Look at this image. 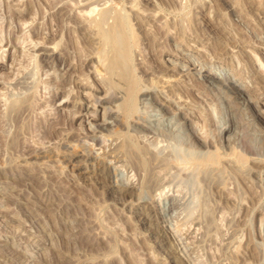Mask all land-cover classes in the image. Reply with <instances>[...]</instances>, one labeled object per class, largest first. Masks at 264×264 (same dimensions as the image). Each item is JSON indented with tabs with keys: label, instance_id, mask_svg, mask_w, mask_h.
Instances as JSON below:
<instances>
[{
	"label": "rangeland",
	"instance_id": "rangeland-1",
	"mask_svg": "<svg viewBox=\"0 0 264 264\" xmlns=\"http://www.w3.org/2000/svg\"><path fill=\"white\" fill-rule=\"evenodd\" d=\"M163 1L99 0L77 28L59 9L69 0H0V168L13 164L0 177V264H264V0H189L180 12ZM98 8L128 12L129 65L154 97L138 93L129 122L95 142L82 138L89 89L77 82L112 87L91 78ZM191 149L220 160H177Z\"/></svg>",
	"mask_w": 264,
	"mask_h": 264
},
{
	"label": "bare ground",
	"instance_id": "bare-ground-1",
	"mask_svg": "<svg viewBox=\"0 0 264 264\" xmlns=\"http://www.w3.org/2000/svg\"><path fill=\"white\" fill-rule=\"evenodd\" d=\"M46 2H49L51 4V6H55V4L57 2H59V0H45ZM82 1H84L83 3H81ZM99 1V0H97ZM96 0H69V2L64 5V4H59L60 8H65L66 6L69 5V7L67 8V10H63L62 12H67V16L70 17L74 22H75V27L77 28H84V24L82 17H85V14L83 12H92L96 9V6L98 5V2ZM107 1V0H106ZM189 0H169V1H163L161 3H158L157 8L159 10L162 9H171L172 10H179L178 12H180V9L185 10L186 7H191L190 2H192V0L190 2H188ZM198 1V0H197ZM196 0H193V2H197ZM244 3L247 6H250L251 4H254V0H243ZM61 2V0H60ZM101 2V1H100ZM99 2V3H100ZM183 2V3H182ZM218 4H220L223 8L225 9H234L236 7L237 4H234V2H230L229 0H217ZM259 2V1H258ZM264 2V1H262ZM48 3V4H49ZM107 3V2H106ZM105 4V3H103ZM133 4V3H131ZM196 4V3H195ZM240 4V3H239ZM101 5V4H99ZM111 5V4H110ZM260 5V4H259ZM8 6V5H7ZM112 6V5H111ZM132 6V5H131ZM49 7V6H48ZM101 7V6H100ZM122 7V6H121ZM198 7V4L196 5V8ZM111 8V7H110ZM123 8V7H122ZM121 8V9H122ZM57 10V9H56ZM110 10H114V9H110ZM116 10V9H115ZM128 10V9H127ZM143 10V9H142ZM187 10V9H186ZM224 10V9H223ZM235 10V9H234ZM60 12V10H58ZM107 8H98L97 10V15L98 16H94L90 19V23H92V25L95 28V34L98 36V41L101 42V46H102V51H97V53L94 56V59L90 57L94 60L91 59V67H94V74L92 80L93 81H99L102 79H105L104 81H106L107 83H109L110 86H106L107 88H104L105 86H100L97 84H88L87 82H77V86L78 88L81 87L82 90L84 91V89H89V91L86 90V93L84 94L85 96V101L83 100V98L80 99V103L79 105H85L87 107V111L85 113L80 112L78 109L75 110L73 113L76 115V113H79L78 117L81 116V120H83V117H85L87 120L89 119L90 121H88L89 123V127H87V130L85 129L84 131H82V138L85 140V137L87 136H91V139L95 142L98 141L99 139V135L98 133H101L102 130L107 129L109 127L112 126H119L120 123H122V119H124V121L129 122V118L132 116V114H135V104L137 101L136 96L138 93H140L141 95H145V97H147L146 95L149 96H153L154 94L152 93L151 88H149L148 86L145 85V87H141L138 84L139 81H137V79L139 77H135L132 74L134 67H131L129 65V62L132 61L130 60V54L131 51L134 49H132V46L134 44V40H135V36H137L136 32H134L133 30V22L132 19L129 18V14L128 12H126V10L124 12H115L113 15H110V11ZM117 11V10H116ZM119 11V10H118ZM157 10H155L156 12ZM33 12V11H32ZM44 12V11H43ZM113 12V11H112ZM57 13V12H56ZM56 13L51 14L54 18V15L56 16ZM81 13V14H80ZM190 13V12H188ZM14 17H22L25 18V14L21 13V12H14L12 11V13ZM59 14V13H58ZM82 15L81 18L78 15ZM95 14V15H96ZM60 15H62L60 13ZM98 17V18H96ZM131 17V16H130ZM154 17V16H153ZM85 18H88V16H86ZM111 18V19H110ZM56 19H58L56 17ZM69 19V18H68ZM67 19V20H68ZM19 20V19H18ZM110 20V21H109ZM157 20V19H156ZM160 20V19H159ZM55 21V20H54ZM59 21V20H58ZM70 21V20H68ZM86 21V20H85ZM19 22V21H18ZM27 21H22L21 22V26L23 23H25ZM51 22V21H50ZM158 22V21H157ZM28 23V22H27ZM55 23V22H54ZM65 23V22H64ZM69 23V22H68ZM67 23V24H68ZM29 25L31 23H28ZM52 24V22H51ZM70 24V23H69ZM89 24V23H88ZM87 24V25H88ZM72 25V23H71ZM90 25V24H89ZM88 25V27H89ZM173 25V24H172ZM58 26V25H57ZM74 26V23H73ZM23 27V26H22ZM46 27V26H45ZM180 27V26H179ZM34 28V25H33ZM92 28V29H91ZM178 28V27H177ZM35 29V28H34ZM90 29L94 31L93 27L90 26ZM147 29V28H146ZM162 29V28H161ZM170 29V28H169ZM75 30V29H74ZM33 31V30H32ZM169 31V30H168ZM50 32V31H49ZM53 32V31H52ZM76 32V31H74ZM80 33V32H78ZM91 33V32H90ZM164 33V32H163ZM48 34V33H46ZM81 34V33H80ZM86 34V33H84ZM93 34V35H95ZM170 34V33H169ZM173 34V33H172ZM49 35V34H48ZM157 35V34H156ZM54 36V35H53ZM81 36V35H80ZM29 37V36H28ZM34 37V36H33ZM86 37V36H84ZM88 37V36H87ZM20 38V37H19ZM31 38V37H29ZM90 39V37H88ZM95 38V37H94ZM1 40V39H0ZM30 40V39H28ZM34 40V39H33ZM79 40V39H78ZM3 41V39H2ZM62 41V40H61ZM88 41V40H87ZM96 41V40H95ZM18 42V41H17ZM40 42V41H37ZM42 42V40H41ZM31 43V42H30ZM36 44V42H35ZM46 44V43H45ZM96 44H99V42ZM16 45V43H15ZM23 45V44H22ZM58 45V42H55L53 47H56ZM137 45V44H136ZM34 46V45H33ZM39 46V45H38ZM61 46V45H60ZM78 46V45H77ZM2 45L0 46V50L2 49ZM58 47V46H57ZM66 47V46H65ZM81 48V47H79ZM99 48V46H98ZM134 48V47H133ZM136 48V47H135ZM22 49V48H21ZM56 49V48H53ZM91 49V48H90ZM78 50V49H77ZM81 50V49H79ZM84 50V49H83ZM89 50V49H88ZM88 50L86 51V53L88 52ZM53 51V50H52ZM94 51H96V49H94ZM77 52V51H76ZM79 53V52H78ZM85 53V52H83ZM91 53V51H90ZM93 54V51L92 53ZM34 55V54H33ZM81 57V55H78ZM87 57V55H85ZM2 57V55L0 54V58ZM84 57V56H82ZM138 58V57H137ZM82 59V58H80ZM83 60V59H82ZM89 61V60H87ZM3 62V61H2ZM95 62V63H92ZM72 63V62H71ZM132 65V63H131ZM90 66V65H88ZM83 68V67H82ZM147 68V67H146ZM84 69V68H83ZM79 70V69H78ZM88 70V69H87ZM141 70V69H140ZM91 72V70H89ZM88 72V71H87ZM81 73V72H80ZM139 73V72H138ZM135 74V72H134ZM115 78V80L121 84L115 83L114 81H112V79ZM85 79V78H84ZM140 79V78H139ZM169 79V78H168ZM64 80V79H63ZM91 80V81H92ZM165 80V79H164ZM230 80V79H229ZM87 81V80H86ZM103 82V81H102ZM72 83V82H71ZM92 83V82H91ZM103 84V83H102ZM106 84V83H105ZM45 85V84H44ZM76 85V84H75ZM144 85V84H143ZM229 85H231V87L235 90L234 92L241 94L243 92V88H241V86H239L238 84H236L235 82H231ZM80 88V89H81ZM104 89V94L103 96H100L98 94H96V92L98 91H102ZM73 91V90H72ZM165 91V90H164ZM82 92V91H81ZM157 92V91H156ZM102 93V92H101ZM170 93V92H169ZM69 94V93H68ZM157 94V93H156ZM180 94V93H179ZM36 96V95H35ZM77 96V95H76ZM51 97V96H50ZM71 97V96H70ZM69 97V98H70ZM19 99V98H18ZM17 100V99H16ZM34 101V99L32 100ZM16 102V101H15ZM26 102V101H25ZM91 102V104H93L94 109L97 106H100L101 111L103 109V113L102 116L99 114H96L95 111H92L93 109L91 108V111H88V106L91 107V105H89V103ZM248 102V101H247ZM1 103V102H0ZM14 103V102H13ZM70 103H73V101H70ZM159 103L163 106V107H169L168 104H166L165 102H163L162 100H159ZM34 104V103H33ZM76 104V103H75ZM16 105V104H15ZM97 105V106H96ZM160 105V106H161ZM10 106V105H9ZM31 106V105H29ZM10 108V107H9ZM24 108V107H23ZM21 107V109H23ZM171 108V107H170ZM57 109V108H56ZM0 111H1V105H0ZM3 111V110H2ZM83 111V110H82ZM256 111V110H255ZM175 112V111H174ZM258 112V111H257ZM53 113V112H52ZM69 113V112H68ZM2 115V114H1ZM5 115V114H4ZM11 115V114H10ZM75 115H70L71 119L72 117L74 118ZM26 116V115H25ZM76 117V116H75ZM77 117V118H78ZM133 117V116H132ZM138 117V116H137ZM4 118V117H3ZM20 118V117H19ZM18 118V119H19ZM68 118V117H67ZM7 119V118H6ZM20 120V119H19ZM1 123V121H0ZM3 123V122H2ZM26 124V123H24ZM127 124V123H126ZM132 125V124H131ZM3 126V125H2ZM16 126V125H15ZM117 126V127H118ZM128 126V125H127ZM125 126V127H127ZM19 127V126H18ZM124 127V128H125ZM1 128V126H0ZM27 128V127H26ZM29 128V127H28ZM83 128V127H82ZM114 128V127H113ZM49 129V128H48ZM111 129V128H110ZM109 129V130H110ZM235 129V128H234ZM1 131V130H0ZM23 131V130H22ZM26 131V130H25ZM28 131V130H27ZM3 132V130H2ZM140 132V131H139ZM79 133V132H78ZM80 134V133H79ZM138 134V133H136ZM230 134V133H229ZM2 135V134H1ZM0 135V154L3 155V153L5 151H7L9 149V143L6 142ZM27 135V134H26ZM101 135V134H100ZM158 135V134H157ZM201 135V134H200ZM3 136V135H2ZM146 137V136H145ZM231 137V136H230ZM141 138V137H140ZM203 138V137H202ZM28 139V138H27ZM32 139V138H31ZM80 139V138H79ZM132 139V138H131ZM12 140V139H11ZM37 140V139H36ZM43 140V139H42ZM82 140V139H81ZM81 141L79 143L81 144H85V141ZM133 140V139H132ZM154 140V139H153ZM9 141V140H7ZM76 141V140H75ZM41 142V141H40ZM58 142V141H57ZM89 142V141H88ZM152 142V141H151ZM41 143H44L41 142ZM55 143V142H54ZM101 143V142H99ZM156 143V142H155ZM96 144V143H95ZM150 144V143H149ZM68 145V144H67ZM69 146V145H68ZM124 146V144H123ZM235 146V145H234ZM98 147V146H97ZM128 147V145H127ZM155 147V146H154ZM99 149V148H98ZM103 149V148H102ZM180 149V148H179ZM198 149V148H197ZM36 150V149H35ZM127 150V149H126ZM144 150V149H143ZM159 150V149H158ZM213 150V149H212ZM215 150V149H214ZM47 151V150H46ZM108 151V150H107ZM151 151V150H150ZM178 150L175 151V153ZM126 152V151H125ZM133 152V151H132ZM231 152V151H230ZM150 153V152H149ZM155 153V151H154ZM225 153V152H224ZM228 153V152H227ZM37 154V153H36ZM130 154V153H129ZM229 154V153H228ZM144 155V154H143ZM146 155V154H145ZM155 155V154H154ZM168 155V154H166ZM230 155V154H229ZM228 155V156H229ZM233 155L235 156V158L237 159V161L244 162L245 161V156L242 153H235V151H233ZM165 156V155H164ZM232 155H230L231 157ZM144 157V156H143ZM177 160L180 161L183 164H192V165H196V166H205L208 164H213V166L219 162L220 160V154L216 151H210L207 150L204 152L202 151H197V150H186V152L184 153H179L176 154ZM113 158V157H112ZM170 158V157H169ZM233 158V157H232ZM153 159V158H152ZM151 159V160H152ZM167 159V158H166ZM175 159V158H174ZM228 159V158H227ZM154 160V159H153ZM176 160V161H177ZM232 160V159H231ZM156 161V160H155ZM236 161V162H237ZM261 161V160H260ZM5 164H7V167L4 168H0V177L4 176L7 177L9 176L8 173L11 171L13 164L11 161H7L4 160ZM21 162V161H20ZM26 162H30V161H26ZM221 162V161H220ZM25 163V162H24ZM157 163V162H156ZM180 163V164H181ZM21 164V163H20ZM136 164V163H135ZM243 164V163H242ZM161 165V164H159ZM223 165V164H222ZM240 165V164H239ZM172 166V165H171ZM217 166V165H216ZM224 166V165H223ZM245 166V164L243 165ZM154 167V166H153ZM195 167V166H194ZM206 167V166H205ZM241 167V166H240ZM239 167V168H240ZM15 168V167H14ZM202 168V167H201ZM208 168V167H206ZM204 168V170L206 169ZM210 168L211 165H210ZM217 168V167H216ZM158 169V168H157ZM188 169V168H186ZM191 169V168H190ZM199 169V168H198ZM245 169V168H244ZM142 170V169H141ZM193 170V169H192ZM201 170V169H200ZM202 171V170H201ZM198 172V171H197ZM219 172V171H218ZM221 173V172H220ZM207 175V174H206ZM221 175V174H220ZM107 176V175H106ZM209 176V175H208ZM117 180V179H116ZM161 185V184H160ZM163 186V185H162ZM165 186V185H164ZM164 188V187H163ZM162 190V188H161Z\"/></svg>",
	"mask_w": 264,
	"mask_h": 264
}]
</instances>
